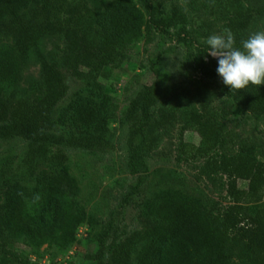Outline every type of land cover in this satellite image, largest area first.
Returning a JSON list of instances; mask_svg holds the SVG:
<instances>
[{"label":"trees","instance_id":"16d2710c","mask_svg":"<svg viewBox=\"0 0 264 264\" xmlns=\"http://www.w3.org/2000/svg\"><path fill=\"white\" fill-rule=\"evenodd\" d=\"M184 1L190 11L221 21L222 33L230 30L237 46L247 38L253 15L242 0ZM138 3L142 10L132 0H0V41L12 44L0 50V91L11 87L17 66L30 53L35 52L39 64V78L29 83V94L0 96V141H24L21 166L33 172L41 162L65 164L67 150H112L113 125H127L126 169L137 177L133 194L144 182L145 159L176 124L175 161H202L199 175L217 186L213 197L204 205L177 193L161 194L141 206L136 215L140 229L122 239L113 236L108 244L107 233L97 235V249L87 259L93 264H229L242 258L247 264H264V162L258 158L259 145L225 125L233 104L242 113L264 117V85L240 90L223 85L213 67L216 60L189 33L178 5L164 13V0ZM152 33L192 51L186 58L194 69L220 86L224 100L219 106L213 89L201 82L195 105L176 119L164 102L169 89L154 80L139 88L118 118L103 74L117 68L143 34L148 39ZM44 40H55L49 54L38 48ZM65 72L99 103L77 99L54 117L68 90ZM66 124L72 132L57 134ZM187 132L196 134L198 145L183 142ZM73 194L72 182L63 176L41 183L31 207L24 190L10 192L0 220V264H34L6 248L2 227L32 247L55 244L64 250L75 244L81 216Z\"/></svg>","mask_w":264,"mask_h":264},{"label":"rangeland","instance_id":"374dc122","mask_svg":"<svg viewBox=\"0 0 264 264\" xmlns=\"http://www.w3.org/2000/svg\"><path fill=\"white\" fill-rule=\"evenodd\" d=\"M140 8L138 0H132ZM251 10L253 21L247 29V37L264 31V0H242ZM171 4H176L187 18V29L196 40L205 44L211 34H222L221 21L203 12L190 11L184 0H164L163 12L167 13ZM130 46L124 60L117 68H108L102 77L108 95L117 106L118 118L127 108L129 101L142 85L157 80L161 88L169 89L165 105L179 118L181 112L195 105V90L199 83H206L215 92V106L224 100L219 84L203 78L186 58L192 51L180 47L170 38H159L157 33ZM55 40H44L39 50L49 54L54 50ZM9 40L0 41V50L11 48ZM217 68V62L213 64ZM158 74V78H157ZM67 93L56 106L54 117L62 113L70 102L83 99L94 105L99 100L86 91L82 82L65 72ZM39 78V64L35 52L17 66L16 76L11 87L0 91V96L29 94L28 85ZM233 104L234 111L225 121L229 130L236 132L255 145H259L258 158L264 162V117L242 113ZM159 106L156 105L154 110ZM154 112V111H153ZM69 113L68 116L69 117ZM176 122H178L176 120ZM112 150L107 152L67 150V161L63 165L41 162L33 172L21 166L26 143L20 139L0 141V220L7 201L13 190L22 189L28 195L29 205L38 192L41 183L54 177H67L73 184L75 201L81 222L75 231V244L60 249L55 244L29 246L24 240L14 238L2 227L7 236L6 248L26 256L34 264H93L87 259L97 249L96 236L107 233V244L113 236L121 239L132 231L140 229L136 215L141 206L151 204L164 193H177L186 199H196L206 204L213 197L217 186L199 175L202 161L177 164L179 126L169 127L153 152L145 159L146 170L142 175L144 182L139 189L129 194L137 177L129 175L126 169V138L128 126L113 125ZM71 127L66 124L58 133L68 135ZM183 142L198 145L199 138L193 132L183 136ZM244 187V184H240ZM264 198V197H263ZM229 264H247L242 258H233Z\"/></svg>","mask_w":264,"mask_h":264},{"label":"clouds","instance_id":"9594fccd","mask_svg":"<svg viewBox=\"0 0 264 264\" xmlns=\"http://www.w3.org/2000/svg\"><path fill=\"white\" fill-rule=\"evenodd\" d=\"M206 54L217 62L223 85L240 90L264 85V31L250 34L237 46L230 30L211 34L205 40Z\"/></svg>","mask_w":264,"mask_h":264}]
</instances>
